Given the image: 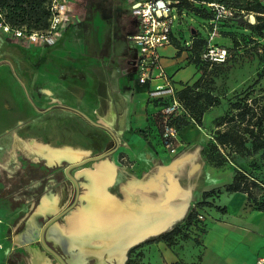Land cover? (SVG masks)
<instances>
[{"label": "crops", "instance_id": "crops-1", "mask_svg": "<svg viewBox=\"0 0 264 264\" xmlns=\"http://www.w3.org/2000/svg\"><path fill=\"white\" fill-rule=\"evenodd\" d=\"M133 22L134 29L128 36H116L114 31L107 36H77L74 30H70L65 31L54 46L36 48L38 66L34 104L40 106L37 111L42 117L36 120L35 136L37 142H40V138L56 135L73 137L65 146L72 149L74 155L79 154L80 158L74 162L114 149L108 157L77 167V181L84 180L87 189L92 174L98 168L112 167L115 172L112 180L105 181L103 178V195L116 194L115 197L125 205L127 201L144 202L141 207L150 208L151 211L154 209L167 218L173 217L163 229L165 233L180 220L182 225L193 207L200 210L195 204L202 200L205 192L230 183L238 167L233 163L220 168L211 166L204 160L202 147L196 141L185 149V142L202 137L201 132L189 124L190 121L179 128L181 146L178 151L169 154L164 150L155 120L157 105L148 100V87L136 81L135 52L129 40V35L136 31ZM6 36L9 35L0 29V71L4 72L7 69L5 64L11 62L13 55V43ZM172 38L179 42L176 44L171 40L167 47L174 51L168 49L170 56L162 57V62L173 78L176 90H180L185 85L193 84L199 78V71L190 60V52L184 49L185 43L182 44L174 34ZM3 85L0 88H9L11 82L4 81ZM78 112L105 126L110 132L94 126ZM58 119L85 121L88 135L76 142L74 125L63 127V134H60L61 127L54 122ZM202 133L208 136L204 130ZM43 139L42 144L46 142ZM52 144L54 146L51 145V148L40 147L38 143L25 148L32 157L40 154L46 159V153H52L53 157L57 154L64 156V153L69 155L68 150L56 151V143ZM221 176L225 177L224 181H220ZM113 186L117 188L115 194L109 191ZM207 201L225 210L203 206L207 209L210 207L211 215L206 220L204 214L206 231L198 245L191 239H181L180 235L175 237L172 245L156 241L146 245L148 250L142 262L255 264L264 258V211L252 209L246 194L241 192L222 190ZM157 202L165 207L154 206ZM144 210L148 212V209ZM161 221L154 222L153 227ZM76 246L87 248V244L76 243Z\"/></svg>", "mask_w": 264, "mask_h": 264}, {"label": "rangeland", "instance_id": "rangeland-1", "mask_svg": "<svg viewBox=\"0 0 264 264\" xmlns=\"http://www.w3.org/2000/svg\"><path fill=\"white\" fill-rule=\"evenodd\" d=\"M131 2L132 0H73L71 3V26L66 31L74 30L77 36H107L112 31H114L116 36H128L134 29L133 18L129 11ZM250 15L254 17L250 13L241 15V19L244 22L243 26L236 21V19L240 18L239 15L236 19L220 24L219 34L214 38V43L226 48L233 47L231 56L227 61L220 64H207L198 60L197 65L201 81L200 87L196 90L210 93L219 100V104L209 107L204 111L201 125L192 121L189 122L197 131L201 132L202 137L194 138L191 142L188 141L184 144L185 149H188L196 141L202 147L201 153L204 160L211 166L213 165L206 159L205 152L207 153L209 145L213 142L211 135L219 118L226 113H235L231 105L237 101L246 100L245 102L253 108L255 113H259L260 107L264 108V75L260 77V74L264 73V45L256 44L251 39V30L244 29L247 26L245 24L255 22V18L253 22L249 21ZM205 22L206 20L192 13L183 14L181 18L176 16L172 28L173 34L177 36L182 44L186 43L189 45L191 42V29L198 30L205 36L202 28ZM6 38L13 43V55L10 60L11 62L5 64L7 66L6 71H0L1 87L4 86V81L9 80L11 82L9 88H0V225L4 229H8L7 233L0 234V243L2 244L0 264L9 261L17 264H30V259L32 263L33 254L26 251L22 245L16 242V238L19 237L18 232L28 222L32 223V226L36 227V229H39L49 218L63 211L73 203L75 189L70 179L64 175L63 169L69 163L78 161L80 156L79 154L74 155L73 150L65 146L67 145L66 142L73 137L68 138L56 135L45 137L44 139L40 138V142H37V137L35 136L36 120L37 118H41L42 115L37 111V108H40V106L36 107L34 104L36 100L34 83L38 66L36 48L42 46L26 45L10 36H6ZM168 49L167 45L159 47V55L161 57L170 56ZM202 102L200 101V103ZM204 116L205 122H203ZM54 122L55 124L58 123L61 127L59 129L60 134H63V127L74 125L76 142L77 139H84L85 134L88 135L87 126L83 120L72 122L71 120L58 119ZM202 130L208 136L202 133ZM42 139L46 141L43 144ZM47 141L49 142L48 144ZM53 142L56 143V151L68 150L69 155L67 156L64 153V156H59L57 154L60 159L52 158L53 160H48L43 155L38 154L32 157L26 152L25 146L30 147L38 143L40 147L51 148V145L54 146ZM71 152L72 154H70ZM225 152L227 153V150ZM226 160L227 163L223 166L233 163L237 167L251 172L258 180L264 181V162L260 157V152L246 158L232 153ZM100 171L101 169L98 168L94 175L99 176ZM70 173L75 175L76 179H79V173H77L76 168L71 169ZM220 179V181H224L225 177L221 176ZM100 180L102 181V177H98L97 181L99 182ZM78 183L81 195L79 194L75 206L53 224L56 236L57 234H62L65 238H71L69 236V233H71L69 228L70 222L78 219L77 217L81 216L84 210L90 208L88 195L91 193V190L89 186L86 189L87 186L84 180L80 179ZM116 189L113 186L109 191L115 194ZM217 189L220 190L221 188ZM253 192L258 198H263L264 192L258 188H253ZM115 195L109 196L111 203L116 202L120 208L124 210L133 208V210H127H131L132 212L141 210L139 211L140 214L146 212V210L144 211L145 207L136 206L143 205L144 202L129 203L127 201V205H125ZM214 196H217L216 192ZM211 205L217 208V210L222 211L220 206H215L212 203ZM154 206L158 208L165 207L159 205L158 202ZM195 206L198 207L197 204ZM134 208L136 209L134 210ZM199 209L206 215L207 220L211 215L210 207L208 209L199 207ZM181 221L177 222L174 226L181 224ZM201 226L190 229L189 233L184 232L189 236L188 239L193 240L197 245L200 243L199 239L206 231L204 229L206 223H202ZM73 236L72 238H74ZM158 236L152 235L147 239ZM48 240L50 245L59 252V244L56 238L54 240L49 238ZM72 240L75 241L74 243H79L75 238ZM98 241L97 239L96 242L91 241L89 245L87 244L85 252L92 251L94 255L85 253L86 255H82L81 260H78L79 263L99 264L102 261L103 264H115L112 261L113 259L109 258L111 256L110 252L112 248L110 246L112 244L105 247ZM34 247L36 253L45 256L43 249L38 243H35ZM131 248L127 251L126 249L121 250L125 254L123 264L128 259L138 264H150L142 262V258L147 254L148 250L146 245L142 246L141 249L139 248L140 250L137 249L133 252H130ZM68 251L72 254L78 252L77 248L70 249V247ZM45 257L47 260L45 264H58L50 255H46Z\"/></svg>", "mask_w": 264, "mask_h": 264}, {"label": "trees", "instance_id": "trees-1", "mask_svg": "<svg viewBox=\"0 0 264 264\" xmlns=\"http://www.w3.org/2000/svg\"><path fill=\"white\" fill-rule=\"evenodd\" d=\"M218 2L226 5L236 12V17L241 18L242 14L250 13L255 18L254 23H247L245 30L250 29L252 33L251 39L256 44L264 45V0H177L175 7L178 17L183 14L192 13L204 20L211 18V12L206 8L204 3ZM50 0H0V13L3 16V23L13 29L25 28L28 32L42 31L48 27ZM252 16V15H250ZM239 18V19H240ZM237 20V23L243 26V21ZM233 20V19H232ZM222 24V23H221ZM191 29L190 45L185 43L184 49L190 52V60L198 68L199 55L204 46V39L198 30ZM174 43L179 41L173 39ZM232 52L233 47L228 48ZM201 62V61H200ZM203 63V62H202ZM199 71V68H198ZM264 73L260 74V77ZM201 77L193 84L185 85L176 91L178 99L190 112L194 122L201 125L202 115L209 107L219 104V100L206 91H197L200 87ZM200 101H203L200 103ZM246 100L237 101L231 105L235 113L224 114L215 124V130L212 132L213 142L209 145V150L205 152L206 159L214 167H222L227 163V158L232 153L242 158L252 157L260 152V157L264 162V108L260 107L259 113H255L253 108L249 106ZM188 121L181 120L177 122V127L187 125ZM227 150V153L225 152ZM253 188H258L264 192V181L255 178L251 172L243 168H237L234 171L233 178L230 183L223 188L211 190L203 194V198L197 203L198 208L203 206H212L207 201L213 197L214 193L220 194L222 190L225 192H241L246 194L249 206L254 210L264 211V195L258 198ZM220 191V192H219ZM224 211V208H220ZM197 210L192 208L187 214L184 223L174 226L171 230L160 234L156 238H150L141 244L131 248L133 252L144 245L163 241L167 245H172L176 236L188 239L185 234V228L196 218ZM183 226V227H182ZM126 264H138L128 259ZM172 264H183L176 262Z\"/></svg>", "mask_w": 264, "mask_h": 264}, {"label": "built area", "instance_id": "built-area-1", "mask_svg": "<svg viewBox=\"0 0 264 264\" xmlns=\"http://www.w3.org/2000/svg\"><path fill=\"white\" fill-rule=\"evenodd\" d=\"M177 0H132L130 14L135 21L136 31L129 35L135 52L136 81L148 87V100L155 102L156 124L159 129L161 144L169 154H175L181 142L177 122L181 119L192 121L190 112L178 99L173 78L167 73L158 53V48L171 44L173 23L178 16L175 4ZM211 12V18L203 23L205 32L204 46L199 59L207 64H220L231 56L228 48L215 44L214 38L219 34L220 24L235 18L236 12L218 2L204 3ZM48 27L42 31L28 32L25 28L13 29L3 23L0 13V29L26 45L52 46L56 44L71 25V0H50ZM204 221L202 210H197L196 218L185 228L201 226ZM200 224V225H199ZM0 225V234L7 233ZM1 251V243H0ZM264 258L255 264H262Z\"/></svg>", "mask_w": 264, "mask_h": 264}, {"label": "bare ground", "instance_id": "bare-ground-1", "mask_svg": "<svg viewBox=\"0 0 264 264\" xmlns=\"http://www.w3.org/2000/svg\"><path fill=\"white\" fill-rule=\"evenodd\" d=\"M253 19V16H251L249 21L253 22ZM52 155V153H46L45 156L50 160H52V158L59 159L57 155H55L57 157H53L54 155ZM94 174L95 173L92 174V181L89 185L91 193L88 195V204L90 208L84 210L83 214L77 217L78 219H74L70 222V232L74 235L76 241L81 244H85L89 241L96 242L97 239L99 240L98 242L105 246H110L112 244V246H110L112 249L109 258L113 259L112 261L115 264H122L125 259V254L122 252L124 249H121L122 246L119 244V241L125 240L131 245L149 234H154L165 229L166 226L171 223L173 217L167 218L160 212L154 209L151 211L150 208L147 207L145 208L148 209V212L141 214L139 213L141 210L132 212V208H128L131 209L129 211H127L128 209L124 210L120 208L116 202L111 203V198L107 196V194L103 195L102 193L104 190L102 184L103 178L105 181H111L114 175L113 168L108 166L104 168V170L101 169V176H95ZM98 177H102V181L100 180L98 182ZM136 206L140 207L141 205ZM142 206H144V204ZM135 209L136 208H134V210ZM160 219L162 221L153 227V223ZM31 253L33 254L32 264H45L47 262L46 257L40 255V253L38 254L36 251H31ZM99 264H103V262L100 261Z\"/></svg>", "mask_w": 264, "mask_h": 264}, {"label": "water", "instance_id": "water-1", "mask_svg": "<svg viewBox=\"0 0 264 264\" xmlns=\"http://www.w3.org/2000/svg\"><path fill=\"white\" fill-rule=\"evenodd\" d=\"M240 21H242V19L240 18L239 19ZM193 32V30H192ZM79 114H81L86 120H88L91 124H93L94 126H97L99 128H102V129H105L106 131L110 132V130L108 128H106L105 126L101 125V124H98L96 122H93L92 120H90L86 115L78 112ZM114 152V149L113 150H110L109 152H106V153H103V154H100V155H97V156H93V157H90V158H87L85 160H82V161H79V162H74V163H70L69 165H67V167L65 168V174L66 176L71 180V182L73 183L74 187H75V190H76V197L73 201V203L67 207L66 209H64L63 211L59 212L58 214L52 216L51 218H49L41 227L40 231H39V240H40V243L42 245V247L47 251L49 252L51 255H53V257L56 259V261L58 262V264H68L55 250H53L50 246L47 245V243L45 242V239H44V234H45V231L47 229H50V228H53V224L59 219L61 218L62 216H64L68 211H70L76 204L77 200H78V197H79V183L77 181V179L70 173V170L73 169V168H77V167H81L82 165H84L85 163L87 162H90V161H98V160H101L105 157H108L110 156L112 153ZM165 230L163 231H159L157 233H154V234H149L147 235L146 237L142 238L140 241H143L145 240L147 237L149 236H152V235H160V234H163ZM71 238H66V241L68 243V245L70 246V249H75L77 248L78 250V254H79V257L81 258L82 255H94L92 251H87L85 252V248H82V247H79V246H76V243H73L70 241ZM72 240V239H71ZM139 242H136L134 244H131L129 245L125 240H121V242L119 243L122 247L121 249H126V251L128 249H130L131 247L133 246H136L138 245ZM86 253V254H85Z\"/></svg>", "mask_w": 264, "mask_h": 264}, {"label": "flooded vegetation", "instance_id": "flooded-vegetation-1", "mask_svg": "<svg viewBox=\"0 0 264 264\" xmlns=\"http://www.w3.org/2000/svg\"><path fill=\"white\" fill-rule=\"evenodd\" d=\"M70 164V163H69ZM68 164V165H69ZM66 167H67V165H66ZM65 167V168H66ZM65 168L63 169V171H64V175H66L65 174ZM74 176V175H73ZM71 181V180H70ZM73 184V183H72ZM74 186V185H73ZM74 189H75V187H74ZM79 193H80V191H79ZM75 197H76V190H75V196H74V199H75ZM42 227V226H41ZM41 227L39 228V229H36V227H33L32 226V223H25V225H24V227H23V229L20 231V232H18V234H19V237L18 238H16V242H18L20 245H22L23 247H24V249L26 250V251H29L30 253H31V251H34V245H35V243H38L40 246H41V248L43 249V251H44V253H45V256L46 255H50L52 258H54L53 257V255H51L49 252H47L43 247H42V245H41V243H40V240H39V231H40V229H41ZM18 234H16V235H18ZM72 233H69V236L71 237V239H74V238H72ZM58 236V237H57ZM57 236H56V234H55V231L53 230V228H50V229H47L46 231H45V234H44V239H45V242L47 243V245L48 246H50L53 250H55L68 264H82V263H79L78 262V260L80 259L81 260V258L79 257V254H78V252L77 253H74V254H72V253H70L69 251H68V248L70 247V246H68V243H67V241H66V238L65 237H63V235L62 234H57ZM74 237V236H73ZM49 238H52L53 240H54V238H56V240H57V242H58V244H59V248H58V250H59V252L52 246V245H50V242H49ZM70 239V240H71ZM148 240V239H147ZM146 241V240H145ZM77 243V242H76ZM91 242L89 241V242H86V244H90ZM77 244H81V243H77ZM1 249H2V244H1ZM36 250V249H35ZM40 251V250H39ZM68 251V252H67ZM47 253V254H46ZM0 254H1V251H0ZM92 257V256H91ZM48 259H49V257H48ZM55 259V258H54ZM56 260V259H55ZM126 262H127V260H126ZM126 262H125V264H126ZM3 264H17V263H14L13 261H9V262H5V263H3ZM30 264H32L31 263V259H30ZM123 264V263H122Z\"/></svg>", "mask_w": 264, "mask_h": 264}]
</instances>
